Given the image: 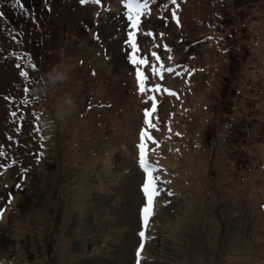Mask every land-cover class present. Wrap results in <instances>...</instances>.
I'll return each instance as SVG.
<instances>
[{
    "label": "rangeland",
    "instance_id": "1",
    "mask_svg": "<svg viewBox=\"0 0 264 264\" xmlns=\"http://www.w3.org/2000/svg\"><path fill=\"white\" fill-rule=\"evenodd\" d=\"M23 2L30 22L2 10L0 264H136L142 229L139 264H264V0H149L141 14L138 54L179 73L152 78L175 95L154 93L161 194L146 226L150 102L127 59L126 3Z\"/></svg>",
    "mask_w": 264,
    "mask_h": 264
},
{
    "label": "snow or ice",
    "instance_id": "2",
    "mask_svg": "<svg viewBox=\"0 0 264 264\" xmlns=\"http://www.w3.org/2000/svg\"><path fill=\"white\" fill-rule=\"evenodd\" d=\"M81 4H85L87 0H79ZM95 3L99 4L101 0H94ZM127 5V20L130 22L128 24V28L131 29L127 32V39L124 41L125 44L131 45V52L127 53V59L135 65V74H136V82L138 84V90L141 94H144V99L146 102H150V107L145 106L143 108V127H141L139 132V143L137 144V148L139 149V165L146 173V178L143 179L141 184V188L143 190V194L146 198V203L140 210L141 221L143 225H147L149 223L150 217L154 214V198L159 196L160 186L157 183L158 177L153 175V165L149 163L148 160V144L149 142L155 144L156 140L153 136L150 129H157V124L153 121V114L157 110V98L154 93H159L161 91L175 95L172 90L165 88L161 83H153V77H159L160 80L164 79V73H175L179 75V73L175 72V68L170 66H165L162 62L161 57L157 54L156 51H152L150 57L145 55H139V46L137 42V33L136 30L141 25V14L148 9L149 0H123ZM172 5H175L176 8L179 7L177 0H169ZM46 3V0H45ZM14 4L16 7L20 9L21 12L29 14L30 10L26 7L23 0H14ZM167 7V5H165ZM50 10V9H49ZM4 14L0 12V16ZM172 17L176 18V12L173 9ZM32 19H35L34 15ZM177 23L179 20L177 19ZM148 35H152L149 31L146 33ZM163 35V34H161ZM165 49L168 46L164 45ZM170 51V49H169ZM227 51V49H225ZM169 60L172 59L171 56L168 57ZM155 61V62H153ZM141 65L146 66L145 68H141ZM19 67V66H17ZM31 69L38 71V65L35 63L31 64ZM191 75V73H188ZM19 76L25 78L21 81L22 83V91L25 93L24 98L21 100L22 105H27L29 103V93L30 89L25 83L27 78L29 77V72L20 70ZM10 100H14L15 98L9 97ZM16 112L13 111L11 115L13 117L16 116ZM38 119V117H37ZM2 167V166H0ZM19 187V185H17ZM172 195L171 192L168 193ZM167 203V201H165ZM3 209H0V214H2ZM139 247L136 250V264H139V260L141 259V252L144 247V242L146 240V231L144 229L140 230L139 233Z\"/></svg>",
    "mask_w": 264,
    "mask_h": 264
},
{
    "label": "trees",
    "instance_id": "3",
    "mask_svg": "<svg viewBox=\"0 0 264 264\" xmlns=\"http://www.w3.org/2000/svg\"><path fill=\"white\" fill-rule=\"evenodd\" d=\"M207 1H210V0H207ZM5 2H6L5 4H2L1 0H0V12L3 13L4 11H2V10H8L9 8L12 9V10H15L17 13L20 11V9L16 8V6L14 4V0H5ZM3 14H4L3 16H0V45L2 44V47H5L6 44L4 45V43H3V40H4L5 37H3V36H4V34L6 35L7 29H9L10 25L6 24V23H8L9 19L6 20L5 19L6 14L5 13H3ZM22 18H23V21L25 20V21H29L30 22V15L29 14L28 15L27 14L23 15ZM4 21H6L5 24H2ZM33 25H35V23L34 24L32 23V26ZM8 33H10V32H8ZM1 38H2V40H1ZM0 62L1 63L3 62V60L1 58H0ZM38 155H40V153H38ZM24 177H26V174L23 176V178Z\"/></svg>",
    "mask_w": 264,
    "mask_h": 264
}]
</instances>
